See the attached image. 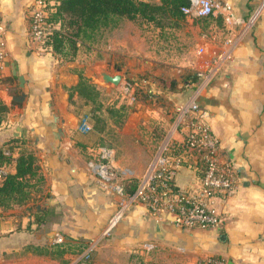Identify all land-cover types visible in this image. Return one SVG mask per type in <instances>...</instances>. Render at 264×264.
Masks as SVG:
<instances>
[{
  "label": "crops",
  "instance_id": "obj_1",
  "mask_svg": "<svg viewBox=\"0 0 264 264\" xmlns=\"http://www.w3.org/2000/svg\"><path fill=\"white\" fill-rule=\"evenodd\" d=\"M33 2L0 0V14L6 24L0 97L10 106L0 125V147L10 159L5 171H15L21 149L20 143L10 140H25L26 146L33 142L29 147L39 156L45 177L34 204L49 202L43 209L47 210V219L41 226L33 223L34 228L23 229L31 232L33 243L47 245L51 262L59 260L62 264H80L87 251L94 255L91 264H198L209 256L224 258L229 264H264V0H218L213 28L208 34H195L192 66L198 74L228 49L229 57L209 80L201 82L199 76L197 81L185 80L182 90L165 89V106L173 102L171 111L174 104L178 107L196 96L208 111L209 123L219 139L221 160L235 171L234 191L214 202L225 216L223 225L206 229L181 226L170 216L158 217L144 203H136L108 232L109 219L121 196L108 193L90 170L88 162L99 158L105 146L98 145L100 134L96 130L79 127L86 117L92 124L89 106L76 112L66 89L79 80L75 68H84L87 75L86 63L64 60L43 42L30 39ZM224 3H229L243 21L226 22ZM12 59L18 73L26 78L24 88L12 72ZM15 86L18 93H27L24 113L22 103L11 99L10 89ZM56 114L66 119L65 124L55 120ZM70 116H76L79 124L69 122ZM183 131L179 127L174 137L180 139ZM119 162L115 155V163ZM127 168L133 174L131 178L144 173ZM199 177V170L184 165L177 170L175 183L195 185ZM31 218L20 205L0 208V225L4 224V231L11 232V237ZM36 225L40 226L37 230ZM58 249L62 250L58 253Z\"/></svg>",
  "mask_w": 264,
  "mask_h": 264
},
{
  "label": "rangeland",
  "instance_id": "obj_2",
  "mask_svg": "<svg viewBox=\"0 0 264 264\" xmlns=\"http://www.w3.org/2000/svg\"><path fill=\"white\" fill-rule=\"evenodd\" d=\"M187 16L181 29L170 25L160 28L146 20L132 21L124 18L116 28L104 31L100 41L80 45L72 59L86 63L87 76L102 88L108 101L113 99L129 104L124 123L119 125L114 117H109L106 124L108 132H103V137L112 144L110 148L114 149L116 159L120 160L118 164L130 167L136 173L145 172L178 121L177 104L173 105L175 109L172 111L170 108L173 102L169 107L165 106L168 102L166 90L169 87L160 80L168 82L174 77V90L185 88L187 75L196 70L192 66L196 47L195 34L198 31L208 34L213 28L214 18L211 16ZM216 21L218 24L222 23L221 19ZM114 40H117L116 43ZM105 68L111 73L121 72L123 79L131 80L135 86V98L121 92V82L118 87L105 82L102 75ZM83 70L85 71L84 68ZM71 106L72 109H77L74 105ZM30 144L28 146H32L33 142ZM32 204L34 203L28 205ZM26 210L29 211L23 206L25 214ZM40 226L36 225L35 229ZM24 227L34 228L26 222L18 234L11 237V232L4 231V224L0 225V264H62L59 260L51 262V252L47 245H44L48 249L45 254L26 250L30 244L35 243L31 232L23 230ZM93 256L90 254L80 264H91Z\"/></svg>",
  "mask_w": 264,
  "mask_h": 264
},
{
  "label": "built area",
  "instance_id": "obj_3",
  "mask_svg": "<svg viewBox=\"0 0 264 264\" xmlns=\"http://www.w3.org/2000/svg\"><path fill=\"white\" fill-rule=\"evenodd\" d=\"M54 0H34L30 9L29 35L33 42H43L53 30L50 12ZM219 6L218 0H188L183 7L187 15L207 16L214 14ZM226 22L243 21L236 16L229 3L223 4ZM6 24L0 14V62L6 56ZM233 41L228 39L227 42ZM230 49L215 58L204 70H199L201 82L209 80L221 62L228 58ZM124 95L135 98V86L129 79H122L119 86ZM178 121L169 131L160 152L152 159L145 172L138 177L135 190L126 192L124 182L131 178L130 169L115 163V151L102 147L99 158L90 160L88 166L97 174L102 186L108 193H118L121 197L111 216L106 232L110 231L136 203H144L150 212L158 217L170 216L171 220L181 226L213 228L222 226L225 216L214 205L217 197L230 195L236 186L234 169L221 160L219 156V139L214 134L208 120V111L204 110L196 96L177 108ZM79 127L88 131L92 129L88 117ZM183 128L182 137H174L178 128ZM184 165H192L200 171L199 183L180 186L175 183L177 170ZM6 173L0 168V177ZM59 240H62L60 237ZM90 251L84 253V259ZM198 264H229L224 258L209 256Z\"/></svg>",
  "mask_w": 264,
  "mask_h": 264
},
{
  "label": "trees",
  "instance_id": "obj_4",
  "mask_svg": "<svg viewBox=\"0 0 264 264\" xmlns=\"http://www.w3.org/2000/svg\"><path fill=\"white\" fill-rule=\"evenodd\" d=\"M187 3L188 0H54L49 16L54 28L43 43L63 58L72 60L80 45L100 41L104 31L116 28L124 18L132 21L146 20L160 28L170 25L181 29L188 17L183 9ZM210 16L214 17L213 14L202 17ZM75 70L79 73V80L73 86H66L69 101L77 107L73 108L76 112L84 106L90 107L92 129L100 134L98 145L112 147L103 137V132H108L106 124L109 117H114L115 121L122 125L130 106L125 102L119 103L118 100L108 101V96L103 93L102 88L84 73L83 68ZM198 78L199 74L194 71L187 75L189 81H197ZM160 81L171 90L176 88V81L173 79L168 82L163 79ZM10 93H18V87L11 88ZM9 110L10 106L0 97V125ZM10 141L20 143L21 149L15 160V171H7L0 177L2 209L34 203L36 193L42 191L45 181L40 158L35 151L24 145L25 140L13 138ZM7 162H10L8 154L0 147V168L5 169ZM137 182L135 177L127 179L124 182L126 192H133ZM27 215L32 217L29 222L32 227L33 223L40 225L47 219V210H29ZM19 228H23V225H19ZM26 250L40 254L48 253L46 247L36 244H30Z\"/></svg>",
  "mask_w": 264,
  "mask_h": 264
},
{
  "label": "water",
  "instance_id": "obj_5",
  "mask_svg": "<svg viewBox=\"0 0 264 264\" xmlns=\"http://www.w3.org/2000/svg\"><path fill=\"white\" fill-rule=\"evenodd\" d=\"M109 62H111V61H109ZM11 68H12L13 74L17 76V80H18L19 85L24 88L26 78L23 74L18 73L17 65H16V62L14 59L11 60ZM102 75H103V80L105 82H111L113 84V86H115V87H118L120 82L123 79V74L121 72L111 73L106 68L102 70ZM26 97H27V93L25 92V90H22L20 93L13 94L11 96L12 100H15V101L22 103L21 113H24L26 111V104H27ZM55 120L57 122H61L62 124H65V122H66V119L60 117L59 114L55 115ZM67 120L69 122L74 123V124H79V119L76 116H70ZM63 131H64V125L60 126V128H59V135L60 136L63 135ZM48 204H49L48 201L46 202V205H43L42 203L38 202V203H35L32 205H27L26 207L28 210L38 211V210H43Z\"/></svg>",
  "mask_w": 264,
  "mask_h": 264
}]
</instances>
